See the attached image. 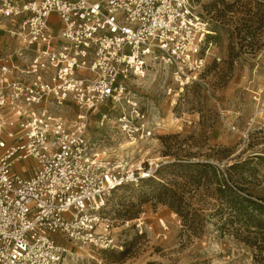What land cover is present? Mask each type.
Instances as JSON below:
<instances>
[{
  "label": "built area",
  "instance_id": "obj_1",
  "mask_svg": "<svg viewBox=\"0 0 264 264\" xmlns=\"http://www.w3.org/2000/svg\"><path fill=\"white\" fill-rule=\"evenodd\" d=\"M0 25L17 41L0 52V264H67L66 240L119 248L107 201L151 173L104 157L89 113L117 108L125 136L150 139L129 81L162 66L178 100L211 90L216 31L195 0H0Z\"/></svg>",
  "mask_w": 264,
  "mask_h": 264
},
{
  "label": "rangeland",
  "instance_id": "obj_2",
  "mask_svg": "<svg viewBox=\"0 0 264 264\" xmlns=\"http://www.w3.org/2000/svg\"><path fill=\"white\" fill-rule=\"evenodd\" d=\"M195 2L216 31L211 90L187 87L178 100L162 66L133 77L130 89L158 125L145 141L119 130L117 108L89 113V132L104 157L151 176L107 201L119 248L66 240L67 264H264V215L249 206L264 205V0ZM5 28L0 52L17 44ZM78 112L71 103L64 116Z\"/></svg>",
  "mask_w": 264,
  "mask_h": 264
},
{
  "label": "trees",
  "instance_id": "obj_3",
  "mask_svg": "<svg viewBox=\"0 0 264 264\" xmlns=\"http://www.w3.org/2000/svg\"><path fill=\"white\" fill-rule=\"evenodd\" d=\"M123 186H126V185L119 186L114 191L118 190L119 188H121ZM249 206H251L253 208V210L258 211L259 212V215H264V205H262L260 203H257V202H251L249 204ZM255 218H258V217H255ZM257 222H258V224L255 222L256 223V226H258L259 224H262L261 221H257Z\"/></svg>",
  "mask_w": 264,
  "mask_h": 264
},
{
  "label": "bare ground",
  "instance_id": "obj_4",
  "mask_svg": "<svg viewBox=\"0 0 264 264\" xmlns=\"http://www.w3.org/2000/svg\"><path fill=\"white\" fill-rule=\"evenodd\" d=\"M76 251H78V250L76 249ZM78 253H79V255H81V254H82V252H80V250L78 251Z\"/></svg>",
  "mask_w": 264,
  "mask_h": 264
},
{
  "label": "crops",
  "instance_id": "obj_5",
  "mask_svg": "<svg viewBox=\"0 0 264 264\" xmlns=\"http://www.w3.org/2000/svg\"><path fill=\"white\" fill-rule=\"evenodd\" d=\"M3 36H5V35H3ZM15 45H17V44H15Z\"/></svg>",
  "mask_w": 264,
  "mask_h": 264
}]
</instances>
